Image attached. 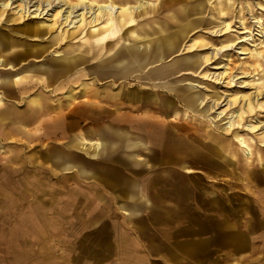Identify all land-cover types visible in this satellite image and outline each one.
<instances>
[{"label":"rangeland","instance_id":"obj_1","mask_svg":"<svg viewBox=\"0 0 264 264\" xmlns=\"http://www.w3.org/2000/svg\"><path fill=\"white\" fill-rule=\"evenodd\" d=\"M147 1L145 8L134 9L144 15L134 17L132 23L152 16L151 2L159 7V14L154 16L157 19V16L168 15L171 9L179 6H202L201 12L192 13V23L196 25L183 40L182 51L158 60L157 57H147L140 73L136 72L133 78L125 81H115L111 88L107 87L108 78L100 79L90 95L83 93L81 88L82 85L89 87L94 75H87L54 95H44L39 105L30 101L36 95L33 89L18 93L10 89L12 84L0 88V101L7 113V134L3 140L6 145L0 146V210L4 211L3 217L0 216V227L5 226L8 231L20 221L27 226L34 221L44 229L64 226L67 220L64 213L74 208L69 187L64 184L70 174L67 169L70 166L66 163H88L89 157H97L111 145L116 150L126 151L127 161L134 162L136 167L145 163L144 181L151 185L149 209L154 221L161 220L158 211L163 209L168 214L180 216L177 220L182 223L184 232L195 231L194 226L198 224L199 232L208 234L198 250L200 264H229L228 258L227 262L221 259L229 254L221 248L228 232L232 235L240 233L241 237L246 233L247 236L245 255L238 262L233 259L231 251L230 264H264V105H261L264 102V0H164L161 5L156 0ZM56 10L55 7L48 11L43 18H31L33 14L29 13L22 18L19 15L16 20L11 19L17 16L12 9L4 13L0 20L3 38L19 40L22 43L19 45L21 51L17 47L20 52L43 46L47 47V52L36 57L24 53L16 58L17 66L13 70L2 62L0 81L26 74L29 67L38 70L53 67L48 61L59 59L55 57L56 51H69L70 46L78 45L77 40L85 36L86 30L95 32L94 29L100 30L107 25L108 20L102 17L91 23V17L86 14L82 30L74 36L76 39L61 44L56 50L47 42L55 31L44 40L30 41V36L23 32L28 24L47 19L57 32L60 16ZM9 18L10 21H6ZM222 21L227 26L219 31V22ZM182 22L188 24L189 21ZM148 26H143L141 36H149L134 45L149 44L179 30V27H160L150 32L152 26ZM135 32L130 30L129 34ZM239 39L244 41L231 46ZM201 43L208 45L192 47V44ZM121 44L128 43L123 41ZM222 46L223 51L211 54L212 49ZM74 52L64 56H71ZM9 55L0 50L1 60ZM169 68H175L171 75L170 72L160 75ZM70 93L71 98L68 97ZM254 95H258L256 99ZM85 98L90 100L84 102ZM248 98L254 104L250 113H246ZM75 114L97 117L109 124L98 130L101 137H90V132L86 137L80 136ZM233 114H239L241 118L230 124L229 117ZM16 121L20 122L15 124ZM138 130L142 138L133 136ZM155 131L160 135V142H165L163 149L162 144L153 146L149 142L150 134ZM195 131L200 133L199 137ZM84 138L101 143L96 155L81 148L79 141ZM196 138L204 145L214 141L219 144L220 141L221 146L204 151L198 145L190 146L183 141H197ZM172 139L177 145L183 141L182 148L164 152L169 146L166 142ZM239 139L244 141L247 149L241 147ZM200 152L206 158L205 165L181 158H190ZM162 153L168 158L160 159ZM119 156L125 161L124 154ZM174 162L180 165L176 166ZM183 163L185 165H181ZM248 171H252L251 174H247ZM122 207L128 208L126 203L107 204L103 212L104 218L107 217L105 220L125 225L142 219V214L128 213V209ZM16 211L22 212L23 216L15 218ZM111 216L113 219L108 218ZM11 258L0 253V264H14Z\"/></svg>","mask_w":264,"mask_h":264},{"label":"crops","instance_id":"obj_2","mask_svg":"<svg viewBox=\"0 0 264 264\" xmlns=\"http://www.w3.org/2000/svg\"><path fill=\"white\" fill-rule=\"evenodd\" d=\"M0 88L5 86L0 84ZM5 108L0 101V146L3 147L7 134ZM75 115L80 136L86 137V133L90 132V137H101L98 130L109 124L97 117ZM67 127L71 128L69 124ZM166 149L164 152H173L170 146ZM123 151L109 145L97 157H89L88 163H66L70 166L67 168L70 174L64 184L69 187L74 208L64 213L67 218L64 226L44 229L35 225L34 221L29 226L20 221L8 231L5 226L0 227L1 255L12 257L14 264H200L198 250L208 234L199 232L198 224L194 226L195 231L184 232L182 223L177 220L180 216L168 214L163 209L158 211L161 220L154 221L149 209L151 185L144 181L147 167L145 163L136 167L134 162L127 161V152ZM121 154H124L125 161L119 156ZM159 158L168 157L162 153ZM192 158L190 156L187 160L193 161ZM174 163L180 165L179 162ZM109 203H126L128 208H122L137 216L142 214V219L125 225L117 221L111 224L112 221L105 220L107 217L104 218L103 214ZM77 204L79 209L76 210ZM3 213L0 210L1 217ZM14 216L18 218L23 214L16 211ZM108 218L113 219L112 216ZM167 218L174 220L168 221ZM105 221L108 222L107 227L104 226ZM190 226H193L192 222ZM246 238V233L241 237L240 233L232 235L228 232L226 243L221 248L229 254L221 259L226 261L228 258L230 264L233 251V259L240 262L241 256L246 253Z\"/></svg>","mask_w":264,"mask_h":264},{"label":"bare ground","instance_id":"obj_3","mask_svg":"<svg viewBox=\"0 0 264 264\" xmlns=\"http://www.w3.org/2000/svg\"><path fill=\"white\" fill-rule=\"evenodd\" d=\"M0 1H1L0 20L2 19L4 13H6L7 10L9 9H12L13 14L17 15L15 17L12 18L10 17V18L12 20H16L19 15L22 18L25 14L28 15L29 13L33 14L30 16L31 18L40 17V16L41 18H43V16L48 15V11L56 7L57 14L60 16V21L58 22L59 29H57V32L56 29L55 30L53 29L54 24L47 19H45V21H40L38 24H28L26 25V27L23 28L24 29L23 32L27 33V35L31 37V38L28 37L30 41H38V40L41 41V39L44 40V38L50 37L51 33L55 31V34H52L53 36H51L48 39V41L45 39L47 42H49V46H54L52 47L54 50L60 48L61 44L65 42L68 43L71 42V39L74 38V36L82 30L83 28L82 20L86 14H89V17H91V23H95L101 17L102 19H105V21L108 20L106 22L107 25L100 30L94 29L95 32L93 31L89 32L86 30V32H84L85 36H82L80 37V39L77 40L78 45L70 46L69 51L66 50H63L62 52L56 51L55 57H59V59L54 58L51 60L49 59L48 61V64L49 65L52 64L53 67L47 66L46 68H42L40 70L35 69L34 67H29L27 70L28 73L26 74L15 76L12 78V80L3 79L0 81V84L3 86H9L12 84L10 86V89L18 93L25 92L31 89L36 91L35 97L30 100L36 105H39V103L43 100L44 95L47 96H51L52 94L54 95L55 92L62 90L64 87L66 86L69 87V85L72 86L73 83L78 81L80 82L87 75H94L92 77L93 78L92 83L89 84V87L82 85L81 89H83L82 90L83 93H85L86 95L87 93H89L90 95L92 94V92H94V88H95L94 86L100 79L108 78L109 80L107 81V87L111 88V86L114 84L115 81L117 80L125 81L126 79L133 78L134 77L133 75L136 72L138 73L139 71L140 73L142 69L145 67V63L147 62V57L150 56L157 57L158 60L162 56L164 57L167 54H173L182 51L183 40L188 36L189 32L192 31L196 25L195 23L194 24L192 23L191 18L193 17L192 15H194L192 13H195L196 11L201 12V8H202V6H200L199 4L190 5L189 7L179 6L176 9H171L172 12L169 13L168 15L157 16L158 17L157 19L154 16L155 14L156 15L159 14V9H158L159 7L157 8L154 2H151V4L153 5L150 11L152 13V16L145 18L143 17L142 20H139L136 23H132L134 22L133 21L134 17L144 15L136 10L140 7L145 8V5L149 3L147 0H0ZM156 1L159 2V5H161V3L164 2V0L162 1L156 0ZM135 3H139V4H135ZM121 5H124L123 6L124 8ZM134 9H136L135 12ZM113 14H114V18H113ZM133 14H136V16H134ZM10 18L7 19L6 21H10ZM185 19H188L189 21L188 24H183L182 21ZM147 24H149V26H152L150 32L156 31L160 27L161 28L179 27V30L170 35L169 34L166 35L164 38L155 39L154 41H151L149 44L134 45L133 43L142 41L143 39H146L145 37L149 36V35L145 37L141 36V34H144L143 26ZM8 25H10V23H8ZM154 25L158 27H154ZM219 26H220L219 31H221L222 28L227 26V23L223 21L219 22ZM65 28L67 29L73 28V30L69 32L66 31ZM130 30H133L134 32L136 31L135 32L136 34H129ZM239 33H244V32L240 31ZM17 34L22 35V33H17ZM75 39L76 38H74V40ZM22 41L27 42L24 39ZM123 41H126L128 44H121ZM240 41H244V40L239 39L235 43L231 44V46L235 44L237 45ZM21 44L19 40L13 41L10 38H7L6 40L0 34V50L3 51L5 50V53L10 54L9 56L5 57L4 60L0 59V64L2 62L4 64H8L10 65L9 69L13 70V68L17 66L16 58L23 55L24 53L25 54L28 53L30 56L36 57L39 55H44L47 52V47L44 46L39 48L37 47L34 51L28 52L26 50H23V52H20L21 49L19 48L20 47L19 45ZM203 45L207 46L208 43H201L199 45L192 44V47L195 48L197 46L200 47ZM17 47L19 48L20 51L18 50ZM223 50H224L223 46L218 49H212L211 54L213 53L218 54ZM71 51H76V52H74V54L71 56H64L65 53H70ZM190 59L192 58L190 57ZM175 68H169L167 72L166 71L161 72L160 75H162L163 73L166 74L168 72H170L171 75V72L175 71ZM122 90H124V88H122ZM131 95L134 96V94ZM72 96L73 95H71V93L68 95L69 98H71ZM257 96L258 95H254L253 97L256 99ZM88 100L90 99L85 98L84 102H87ZM250 100L251 99L248 98L246 113L252 112V109L254 107L253 106L254 104H252V101ZM232 103H234V101H231V104ZM261 105L263 106L264 102ZM239 117H240L239 114L238 115L233 114L229 117L228 122L231 124L235 119H238ZM139 133L140 131L138 130V132H136V134L133 136L135 138H142ZM195 134L196 137L200 136V133H198L197 131H195ZM183 141L185 144L189 143L190 146L198 145L199 148H202L203 150L209 149V147L212 146L214 147L221 146L220 141L219 144L217 141H214V142H210L209 144L205 143V145L199 139H197V141H195L194 139L191 140L185 139ZM183 141H180L179 145H177V141L175 139L168 140L167 142L168 145L174 151L176 150V148H182L181 144H183ZM239 141L241 143V147L247 149V147L244 144V141L242 139H239ZM149 142H152L153 146L154 145L159 146L158 143L163 144V142H160V135L157 132L155 134H150ZM79 143L82 149H84L88 153L90 151L92 155H96L97 151H99V149L102 146L101 143L91 139L80 140ZM149 144L151 146V143ZM192 149L194 148L192 147ZM191 152L193 153L194 151ZM217 154H218L217 156H219L220 153ZM193 157L194 159L192 162L194 163L204 164V162H207L205 156L201 152L197 153L196 155H193ZM251 172L252 171H248L247 174L248 173L251 174ZM254 173L255 175H257L258 174L257 170H255Z\"/></svg>","mask_w":264,"mask_h":264}]
</instances>
